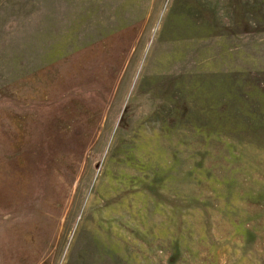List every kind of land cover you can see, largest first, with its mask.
<instances>
[{
	"label": "rangeland",
	"instance_id": "374dc122",
	"mask_svg": "<svg viewBox=\"0 0 264 264\" xmlns=\"http://www.w3.org/2000/svg\"><path fill=\"white\" fill-rule=\"evenodd\" d=\"M0 264H264V0H0Z\"/></svg>",
	"mask_w": 264,
	"mask_h": 264
}]
</instances>
